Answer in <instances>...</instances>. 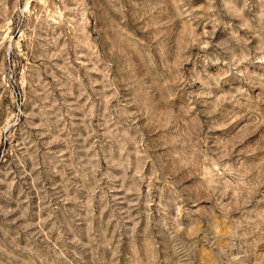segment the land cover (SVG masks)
Here are the masks:
<instances>
[{"label":"rangeland","instance_id":"374dc122","mask_svg":"<svg viewBox=\"0 0 264 264\" xmlns=\"http://www.w3.org/2000/svg\"><path fill=\"white\" fill-rule=\"evenodd\" d=\"M0 264H264V0H0Z\"/></svg>","mask_w":264,"mask_h":264}]
</instances>
